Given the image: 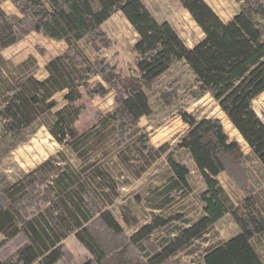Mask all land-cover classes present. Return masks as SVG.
<instances>
[{"label":"trees","instance_id":"16d2710c","mask_svg":"<svg viewBox=\"0 0 264 264\" xmlns=\"http://www.w3.org/2000/svg\"><path fill=\"white\" fill-rule=\"evenodd\" d=\"M10 1L19 15L9 16L1 4ZM204 33V39L189 48L172 24L156 19L143 0H0V53L31 32L47 35L43 22L50 18L67 33L66 53L46 66L47 76L36 77L37 60L30 57L19 66L18 77L6 78L0 66V252L9 243L20 241L12 258L0 255V264H59L62 242L74 235L90 259L84 264H173L174 258L202 238L216 223L230 215L240 233L220 245L206 248L201 264H264L252 241L264 235V218L252 203L250 213L241 216L229 205L218 178L228 173L238 182L243 173L240 161L246 157L241 144L232 140L217 118L198 119L180 111L188 130L176 147L187 150L206 184L202 194L203 216L181 227L166 243L150 242L158 230L179 222L182 215L156 216L134 234L126 233L108 207L121 196L120 187L95 158L99 129L112 126L115 135L125 141L130 128L152 112L146 90L168 73L178 61H184L197 84L194 99L210 95L238 131L251 153L264 167V122L253 102L264 93V26L255 15H264L261 0H245L242 11L224 23L205 0H180ZM122 13L139 39L134 47L136 69L122 76L103 60L87 58L78 43L89 39L92 48H108L102 26L116 13ZM101 77L108 85L92 83ZM116 92L114 110L102 117L89 131L79 133L75 122L83 108V91L91 98ZM63 105L54 113V121L44 118L56 109V96ZM46 126L54 139L68 146L83 162L79 168L62 153L50 157L35 170L12 181L1 165L21 145L27 144ZM147 133L136 140L138 160L143 159L138 175L144 173L166 153V145L155 148ZM126 164L127 160L120 156ZM173 177L156 190L155 210L164 211L188 193L189 169L169 158ZM99 196L105 200L101 205ZM254 202L253 197H250ZM250 201V200H249ZM125 224L133 220L125 216Z\"/></svg>","mask_w":264,"mask_h":264},{"label":"rangeland","instance_id":"374dc122","mask_svg":"<svg viewBox=\"0 0 264 264\" xmlns=\"http://www.w3.org/2000/svg\"><path fill=\"white\" fill-rule=\"evenodd\" d=\"M153 16L160 21H168L185 42L192 48L200 43L205 35L193 20L191 15L183 8L180 0H143ZM219 18L224 22H230L242 11L245 0H205ZM262 5L264 6V0ZM4 11L9 15H19V11L12 2L1 4ZM255 19L264 26V15L257 14ZM47 35L31 32L17 45L0 53V66L6 74V78L18 77L19 66L30 57L37 60L38 71L36 77L39 80L46 78V64L55 56L66 53L68 45L67 33L52 17L43 22ZM102 30L109 44L108 48L100 47L99 50L92 48L90 40L84 39L78 45L91 63L103 60L106 64L113 66L116 73L122 76H131L136 69V53L134 47L139 39L131 24L118 12L111 17ZM102 83L106 88L108 85L98 77L91 81ZM197 84L193 72L184 61L176 62L172 69L158 78L153 85L146 90L150 100L152 112L143 117L136 127L130 128L122 141L115 135L112 126L108 130L99 129L104 137L95 142L97 150L95 158L108 168L109 172L117 181L121 196L108 207L114 217L122 224L127 234L132 235L144 225L151 223L156 216L166 218L171 213H179L182 219L169 226L156 231L150 242L166 243L181 227L199 220L204 214V203L202 194L206 191V184L201 173L196 169L190 153L185 149L177 150L176 147L188 130L180 117V111L194 114L198 119L217 118L221 120L225 131L232 140H237L245 154L240 164L243 173L238 175V182L228 173L219 176L218 180L224 188L229 205L237 209L239 215L245 216L250 213L247 204L252 203L256 212L264 218V167L251 153L249 146L245 143L238 131L228 122L224 113L210 95L200 100L194 99ZM116 92L112 90L105 97L91 98L83 91V98L76 103L83 111L75 122V128L79 133L89 131L102 117L111 113L115 108ZM58 107L44 118L45 124L54 121V113L64 104L62 94L56 96ZM254 109L264 122V93L253 102ZM147 133L149 142L147 144L159 148L166 145V153L154 162L144 173L138 175L143 159L138 160V148L136 140L142 134ZM127 160L126 164L118 157ZM62 153L74 167L79 168L81 162L77 156L64 144L58 143L43 126L38 133L25 145L19 146L9 154L1 165L2 171L15 181L35 170L40 164L50 157L57 158ZM188 167L189 183L191 189L188 193H180L174 204L164 210H155L158 204L156 190L165 186L173 177L174 173L169 163V158ZM99 190L97 192L99 196ZM253 197L254 202L252 199ZM101 205L105 204L100 196ZM250 200V201H249ZM125 216L129 221L136 222L130 226L125 224ZM240 233V229L230 215H226L216 223L202 238L195 241L187 249L179 253L173 260V264H201L204 252L209 246L220 245L229 241ZM2 235L0 234V241ZM252 244L264 262V235L257 236ZM21 245L20 241L9 243L3 247L0 255L4 259L12 258ZM63 255L59 264H84L90 259V255L84 247L72 235L62 242Z\"/></svg>","mask_w":264,"mask_h":264},{"label":"crops","instance_id":"0c3cea01","mask_svg":"<svg viewBox=\"0 0 264 264\" xmlns=\"http://www.w3.org/2000/svg\"><path fill=\"white\" fill-rule=\"evenodd\" d=\"M8 2H10V1H6L5 3H8ZM143 2H144V1H143ZM209 6H210V5H209ZM210 7H211V6H210ZM195 46H196V45H195ZM192 48H193V47H192ZM61 55H63V54H61ZM58 56H60V55H58ZM58 56H55V57H58ZM55 57H54V58H55ZM54 58H52V59H54ZM52 59H51V60H52ZM51 60H50V61H51ZM50 61H49V62H50ZM49 62H48V63H49ZM48 63H47V64H48ZM47 64H46V65H47Z\"/></svg>","mask_w":264,"mask_h":264}]
</instances>
